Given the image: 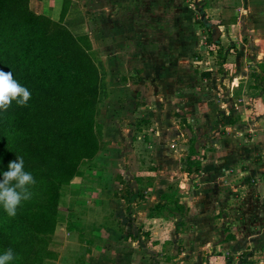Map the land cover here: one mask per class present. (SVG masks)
<instances>
[{
  "label": "rangeland",
  "instance_id": "374dc122",
  "mask_svg": "<svg viewBox=\"0 0 264 264\" xmlns=\"http://www.w3.org/2000/svg\"><path fill=\"white\" fill-rule=\"evenodd\" d=\"M61 2L27 0L50 18ZM255 3L70 0L62 24L98 70L97 148L60 185L42 264H264V156L248 143L264 126H243L264 110Z\"/></svg>",
  "mask_w": 264,
  "mask_h": 264
},
{
  "label": "trees",
  "instance_id": "16d2710c",
  "mask_svg": "<svg viewBox=\"0 0 264 264\" xmlns=\"http://www.w3.org/2000/svg\"><path fill=\"white\" fill-rule=\"evenodd\" d=\"M69 2L62 0L54 20L34 13L27 0H0V70L31 91L26 106L13 101L0 112V170L22 155L36 180L33 198L15 217L0 212V248L13 249L15 264H42L40 250L57 224L60 185L97 148L98 70L89 42L62 24Z\"/></svg>",
  "mask_w": 264,
  "mask_h": 264
},
{
  "label": "clouds",
  "instance_id": "9594fccd",
  "mask_svg": "<svg viewBox=\"0 0 264 264\" xmlns=\"http://www.w3.org/2000/svg\"><path fill=\"white\" fill-rule=\"evenodd\" d=\"M31 91L13 78L12 72L0 70V112L5 111L14 101L26 106ZM36 180L32 172L25 169V160L17 155L9 161L6 170H0V212L15 217L24 202L33 198ZM18 255L12 248H0V264H15Z\"/></svg>",
  "mask_w": 264,
  "mask_h": 264
},
{
  "label": "crops",
  "instance_id": "0c3cea01",
  "mask_svg": "<svg viewBox=\"0 0 264 264\" xmlns=\"http://www.w3.org/2000/svg\"><path fill=\"white\" fill-rule=\"evenodd\" d=\"M247 2H249V1H246V3ZM255 4H256V8L260 11L259 16L262 17V15H264V1L263 0H260V1L257 0V3H255ZM247 5H248V3H247ZM60 8H61V5H60ZM60 8H59V6L56 7V9H57L56 14H58V17L53 16L52 14H50L52 19L57 20L59 18ZM260 53L261 54L264 53V50L263 51H260ZM260 101H262V103L264 102V96H262L260 98ZM262 106H263V104H262ZM263 109H264V106H263ZM263 112H264V110L262 112H260L261 114L259 116L257 115L258 117H256V118L260 119V120H257V121H260V122L255 123V122L248 121V122L244 123L243 126L244 127H250V128H252L251 126H254V125L259 124V123L264 126V113ZM250 128H249V131H251ZM249 136L252 138L251 141L248 142L250 144L251 148L253 147V148L259 149V147H261V149L263 150L262 153L261 152H258L257 156L254 157L253 162H251V163L260 165L261 164V159L264 156V138L261 139L260 141L259 140L258 141H255V138H253V134H249ZM249 167H251V165ZM244 169H246V168H244ZM262 182H264V181H260L257 184H255L256 187H257L256 188L257 190L255 191L256 194L257 193H260V195H263L264 194V187L263 186H260L261 187V190H260V187H259V184L262 183ZM262 191H263V193H262ZM228 237L229 238H228L227 243L224 242L225 244L235 243V244H232V245H233V247H236L237 250L238 249H241V250L245 249V248H242V244L240 242H237V240L232 239L233 238L232 235H229Z\"/></svg>",
  "mask_w": 264,
  "mask_h": 264
},
{
  "label": "water",
  "instance_id": "95a60500",
  "mask_svg": "<svg viewBox=\"0 0 264 264\" xmlns=\"http://www.w3.org/2000/svg\"><path fill=\"white\" fill-rule=\"evenodd\" d=\"M217 28V27H216ZM218 29V28H217Z\"/></svg>",
  "mask_w": 264,
  "mask_h": 264
}]
</instances>
